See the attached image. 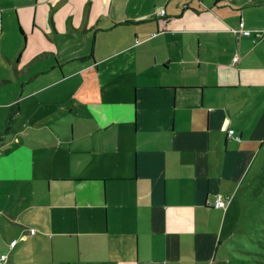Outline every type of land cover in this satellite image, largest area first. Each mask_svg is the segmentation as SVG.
I'll use <instances>...</instances> for the list:
<instances>
[{
  "label": "crops",
  "instance_id": "obj_1",
  "mask_svg": "<svg viewBox=\"0 0 264 264\" xmlns=\"http://www.w3.org/2000/svg\"><path fill=\"white\" fill-rule=\"evenodd\" d=\"M241 22L264 31V0H0L3 264L243 260L264 38Z\"/></svg>",
  "mask_w": 264,
  "mask_h": 264
},
{
  "label": "rangeland",
  "instance_id": "obj_2",
  "mask_svg": "<svg viewBox=\"0 0 264 264\" xmlns=\"http://www.w3.org/2000/svg\"><path fill=\"white\" fill-rule=\"evenodd\" d=\"M252 225L257 231H252L249 235L236 236L237 241L243 238L251 247L248 248L249 250L247 248L239 250L237 247L233 254L236 258H243L244 261L240 260L237 262L233 260L234 264H264V231H261L262 228L264 229V222L261 219H254L252 220Z\"/></svg>",
  "mask_w": 264,
  "mask_h": 264
},
{
  "label": "built area",
  "instance_id": "obj_3",
  "mask_svg": "<svg viewBox=\"0 0 264 264\" xmlns=\"http://www.w3.org/2000/svg\"><path fill=\"white\" fill-rule=\"evenodd\" d=\"M165 14H166L165 10H161L158 13V16H165ZM235 32L241 36H244V37H251L254 44H257L258 42H260L264 38V31L249 30L245 27L244 22L240 23V27L237 30H235ZM238 60H239V58L236 57L234 59V62H237ZM229 134H230V136L233 135L234 130H230ZM230 201H231L230 196L218 195L214 198V200L212 202H208V205L212 206L213 208H216V209H224L228 206ZM16 243H17V241H13L11 243V247H14ZM5 260H7V256L3 255L1 257L0 264H3Z\"/></svg>",
  "mask_w": 264,
  "mask_h": 264
}]
</instances>
